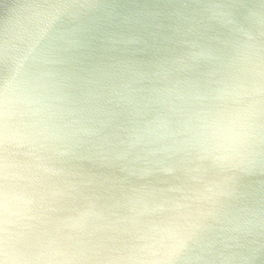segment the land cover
I'll return each instance as SVG.
<instances>
[{
    "label": "clouds",
    "instance_id": "obj_1",
    "mask_svg": "<svg viewBox=\"0 0 264 264\" xmlns=\"http://www.w3.org/2000/svg\"><path fill=\"white\" fill-rule=\"evenodd\" d=\"M0 264H264V0H0Z\"/></svg>",
    "mask_w": 264,
    "mask_h": 264
}]
</instances>
